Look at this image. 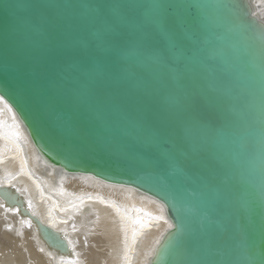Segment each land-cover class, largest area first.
<instances>
[{
	"label": "water",
	"instance_id": "water-1",
	"mask_svg": "<svg viewBox=\"0 0 264 264\" xmlns=\"http://www.w3.org/2000/svg\"><path fill=\"white\" fill-rule=\"evenodd\" d=\"M38 0H0V95L39 154L70 173L131 186L165 206L172 224L149 264H248L264 241V35L236 0H39L83 21L118 13L158 39L161 16L183 21L178 50L156 69L166 83L180 73L211 104L194 126L192 147L210 162L193 173L182 150L152 145L131 123L94 128L82 136L72 114L46 90L23 108L16 97L37 79L14 21L34 18ZM5 65L7 69L5 70ZM212 221V223H209ZM52 235L54 230L44 226Z\"/></svg>",
	"mask_w": 264,
	"mask_h": 264
},
{
	"label": "snow or ice",
	"instance_id": "snow-or-ice-1",
	"mask_svg": "<svg viewBox=\"0 0 264 264\" xmlns=\"http://www.w3.org/2000/svg\"><path fill=\"white\" fill-rule=\"evenodd\" d=\"M29 7L34 18H17L12 29L26 48L30 71L37 77L31 90L21 91L16 97L21 108L36 93L46 90L66 106L72 114L70 127L80 135L86 136L101 126L114 128L131 123L146 132L149 144H168L182 150L194 175L207 173L210 162L192 147L191 132L194 126H207L202 111L211 100L195 87L187 86L180 73L170 75L166 83H161L156 74L168 53L178 50L182 20L168 16L157 19L161 48L147 28L118 13L83 21L59 11L62 6L39 0ZM0 102L7 105L15 120L16 112L4 95H0ZM4 123L0 119V136L5 135ZM11 135L18 138L20 133ZM4 179L10 182L13 177L6 175L0 181ZM4 188L0 182V207L20 214L19 207L5 202ZM15 190L20 192L19 188ZM25 202L26 211L36 217L32 201L26 198ZM21 223L30 227L32 221L21 219ZM135 223L141 228L147 226V221L139 217ZM182 227L169 224L170 229ZM64 239L71 245L67 232ZM159 244L157 241V253ZM65 264H76V257L67 259ZM248 264H264V241L252 251Z\"/></svg>",
	"mask_w": 264,
	"mask_h": 264
},
{
	"label": "bare ground",
	"instance_id": "bare-ground-1",
	"mask_svg": "<svg viewBox=\"0 0 264 264\" xmlns=\"http://www.w3.org/2000/svg\"><path fill=\"white\" fill-rule=\"evenodd\" d=\"M236 2L264 35V0ZM0 110L5 122L0 178L13 177L0 182L5 185V202L20 208L16 214L0 207V264H65L72 257L76 264H149L157 241L162 242L172 224L162 202L131 186L70 173L50 163L7 105L0 102ZM17 131L20 135L15 138L11 133ZM26 198L32 201L36 217L26 211ZM137 217L147 226L136 224ZM21 219H30L31 226ZM45 225L54 230L49 234L52 238L44 234Z\"/></svg>",
	"mask_w": 264,
	"mask_h": 264
}]
</instances>
